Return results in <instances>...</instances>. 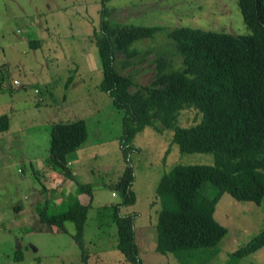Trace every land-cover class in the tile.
<instances>
[{
  "label": "rangeland",
  "instance_id": "374dc122",
  "mask_svg": "<svg viewBox=\"0 0 264 264\" xmlns=\"http://www.w3.org/2000/svg\"><path fill=\"white\" fill-rule=\"evenodd\" d=\"M107 18L135 25H165L153 36L136 39L128 57L115 53L116 68L133 75V92L149 85L154 77V57L163 54L170 65L180 66L181 55L167 29L200 27L230 33H248L238 0H105ZM101 0H0V114L6 113L9 127L0 132V198L5 204L18 201L34 206L31 215L6 221L0 227V264H180L172 253L155 249L156 220L161 207L155 188L161 174L176 163L213 164L212 151H184L171 142L173 129L156 120L162 129L144 126L131 139V149L121 144L122 116L110 95L100 87L101 63L92 37L101 22ZM37 40L38 44H31ZM14 80L17 82L15 83ZM36 89H39L36 91ZM201 113L187 105L179 109L176 123L189 126ZM83 118L87 137L68 153L75 181L89 182L93 198L88 207L82 241L74 237V222L59 229L37 219L42 204L45 168L57 170L46 159L50 127L55 121ZM34 157L39 170H32ZM127 165L133 169L134 202L119 207L120 214L135 213L133 219L136 262L126 260L117 248V226L111 221L112 203L122 194L109 183ZM49 167V168H48ZM93 169V171H91ZM47 179V178H46ZM50 178V184L63 183ZM209 194L214 188L205 187ZM57 193V192H56ZM83 200L87 196L81 195ZM67 197L62 195V198ZM15 211V209H13ZM264 198L257 203L237 200L223 192L214 216L226 227L218 251L204 264H228L229 254L259 231L263 223ZM5 227V228H4ZM20 248L23 257L15 258ZM237 264H264V245L241 257Z\"/></svg>",
  "mask_w": 264,
  "mask_h": 264
},
{
  "label": "trees",
  "instance_id": "16d2710c",
  "mask_svg": "<svg viewBox=\"0 0 264 264\" xmlns=\"http://www.w3.org/2000/svg\"><path fill=\"white\" fill-rule=\"evenodd\" d=\"M104 1L101 0L100 8L102 19L92 37L101 63L100 87L124 110V152L134 149L131 139L144 126L161 130L158 120L173 129L171 142H176L181 150L212 151L215 155L213 164H174L161 174L155 188L161 202L155 249L172 253L180 264H204L216 254L217 244L226 232L225 225L214 216L221 194L228 192L237 200L257 203L264 198V0H238L243 21L251 29L248 33L183 25L167 29L181 55L180 66L170 65L163 54L155 56L152 81L133 92L129 91V86L135 84L133 75L116 68L115 53L122 51L129 57L136 39L151 37L166 26L111 21ZM30 43L36 45L38 41ZM185 105L201 113L200 119L189 126L176 123L179 109ZM8 127V115L0 114V131ZM86 137L83 118L53 122L46 159L64 176L76 180L68 164V153ZM30 167L34 171L33 162ZM133 179L132 166L127 165L109 186L122 194L120 201L111 204V221L117 226L116 246L126 260L136 262L139 257L133 226L135 213L118 211L120 206L134 202ZM75 183L74 192L61 202L60 209L52 210L46 201L36 216L40 222L59 229H65L67 220L73 221L74 237L81 243L93 195L89 182ZM207 185L214 188L213 194L206 192ZM80 195L87 197L83 200ZM262 219L261 229L230 252L228 264H237L241 257L264 245V211ZM17 251L14 257H23V251Z\"/></svg>",
  "mask_w": 264,
  "mask_h": 264
},
{
  "label": "crops",
  "instance_id": "0c3cea01",
  "mask_svg": "<svg viewBox=\"0 0 264 264\" xmlns=\"http://www.w3.org/2000/svg\"><path fill=\"white\" fill-rule=\"evenodd\" d=\"M0 132H3V131H0ZM2 137L3 136H0V138H2ZM68 160H69V157H68ZM29 161L34 163V170H39L40 167L38 164H36V159L34 157L30 158ZM71 163L72 162L69 160L68 164L70 167H71ZM56 171L57 170H54L52 168L49 169L48 174H47V168H45V171H42V172H45V175L43 177L47 181V184H42V190L41 191L43 193L45 192L49 195L48 199H51L52 203L59 204V203L64 201V199L62 198V195L66 196L69 193L74 192L76 183L73 184V182H72V186H70V184H69L70 179L68 177H61L60 179L58 178L60 183H63L61 186H56L58 184V181H57V183L55 182L53 184H50V182H49L50 178H55L56 180H58L55 177ZM80 197H81V195H80ZM14 205L17 208V210H15V211H13ZM33 207L34 206L31 205V203L28 205H24L18 201H15L12 205H10L8 203L5 204L4 201L0 198V227H3V224L6 221L12 220L11 214H12L13 218L16 220L17 218H21L24 215H31L32 213H35L33 211ZM18 249H20V248H18Z\"/></svg>",
  "mask_w": 264,
  "mask_h": 264
},
{
  "label": "built area",
  "instance_id": "2783aa9c",
  "mask_svg": "<svg viewBox=\"0 0 264 264\" xmlns=\"http://www.w3.org/2000/svg\"><path fill=\"white\" fill-rule=\"evenodd\" d=\"M14 82H17L16 80H14Z\"/></svg>",
  "mask_w": 264,
  "mask_h": 264
}]
</instances>
